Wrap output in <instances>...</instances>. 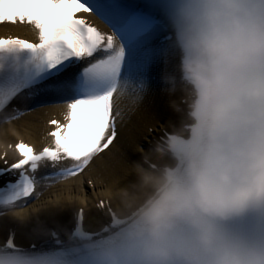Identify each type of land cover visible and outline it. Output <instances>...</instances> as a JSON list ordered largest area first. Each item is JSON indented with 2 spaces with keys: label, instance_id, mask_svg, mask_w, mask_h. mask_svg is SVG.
Segmentation results:
<instances>
[{
  "label": "clouds",
  "instance_id": "9594fccd",
  "mask_svg": "<svg viewBox=\"0 0 264 264\" xmlns=\"http://www.w3.org/2000/svg\"><path fill=\"white\" fill-rule=\"evenodd\" d=\"M165 3L175 119L125 176L101 181L110 215L68 242L85 264H264V0ZM63 184L49 205L87 202L72 191L82 180Z\"/></svg>",
  "mask_w": 264,
  "mask_h": 264
},
{
  "label": "snow or ice",
  "instance_id": "6c2138e0",
  "mask_svg": "<svg viewBox=\"0 0 264 264\" xmlns=\"http://www.w3.org/2000/svg\"><path fill=\"white\" fill-rule=\"evenodd\" d=\"M166 7L165 0L142 6L125 0H0V26L28 25L35 34L32 40L0 37V124L13 125L5 135L18 136L14 122L42 107L63 108L65 121H48L51 142L39 151L23 139L15 145L19 159L0 168V176H17L0 188V216L22 211L28 198L38 200L79 177L117 141L120 123L148 91L152 65L171 55ZM80 13L97 18L109 31ZM21 103L23 109L17 106ZM49 164L54 171L38 176V169ZM96 207L110 212L103 200ZM85 215L81 208L71 236L89 237L82 226ZM97 218L102 219L99 212ZM50 235L55 244L6 232L0 264H85L68 241L56 232Z\"/></svg>",
  "mask_w": 264,
  "mask_h": 264
},
{
  "label": "bare ground",
  "instance_id": "6f19581e",
  "mask_svg": "<svg viewBox=\"0 0 264 264\" xmlns=\"http://www.w3.org/2000/svg\"><path fill=\"white\" fill-rule=\"evenodd\" d=\"M25 30V27L3 26L0 27V36L7 32L12 33L13 36H19ZM169 66L171 65L166 63L162 64L159 70L155 68L154 71L157 72L162 83L159 85L148 84V91L142 101L120 123V134L117 137V141L106 152L94 159L84 173L77 178L71 179L82 180V185L74 184L72 191L74 194L79 195L82 187L83 194L87 197V202L85 204L79 202L64 203L58 207L49 205L47 202L50 199H55L57 194L65 192L66 189V185L63 183L52 187L38 200L31 202L26 207L29 210L27 222L20 223L10 214L0 216V243L4 242L6 232H9V230H15L18 239L22 234H27L40 242L49 241L50 232L54 230L61 235L63 241H68L71 233L70 229L74 224L73 215L81 208L85 210V227L90 232L107 219L108 215L96 207L99 201L103 200L102 197L98 198L97 196L104 186L101 181L107 184L115 177L125 176L128 166L142 160L143 152L150 150L153 145L147 130L149 128L157 129L156 135L153 137L157 139L160 135L158 128L166 129L168 122L175 119V115L169 107L170 98L165 91L162 79ZM125 105L130 107L128 101H125ZM51 115L50 111L43 109L34 112L29 117L14 122V126L19 133L18 136H13L11 133L5 135L6 128L13 125H1L0 155L3 152H7V159L9 160L13 153L8 151V145H14L20 139L37 148L46 145L50 141L47 137V132L49 131L47 122L51 119ZM89 180L93 182L94 186H89ZM34 206L39 208L40 211H32ZM98 212L102 219L97 218ZM23 246L29 247L30 245L25 241Z\"/></svg>",
  "mask_w": 264,
  "mask_h": 264
}]
</instances>
